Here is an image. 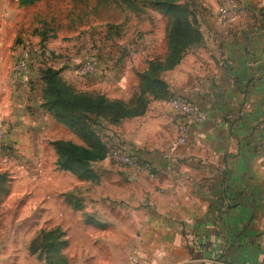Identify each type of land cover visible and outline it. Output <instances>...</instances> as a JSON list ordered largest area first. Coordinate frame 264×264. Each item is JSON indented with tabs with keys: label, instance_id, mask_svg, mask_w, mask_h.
<instances>
[{
	"label": "crops",
	"instance_id": "obj_1",
	"mask_svg": "<svg viewBox=\"0 0 264 264\" xmlns=\"http://www.w3.org/2000/svg\"><path fill=\"white\" fill-rule=\"evenodd\" d=\"M223 1L196 0L189 9L193 40L177 65L152 76L165 85V99L145 89L143 76L150 64L165 63L166 24L137 28L138 37L121 45L115 65H102L93 55L96 70L82 78L72 63L52 56L66 50L64 45L41 41L22 47L9 39L16 10L0 2V125L6 145L0 150V173L10 178L3 196L17 197L16 208L28 213L22 217L25 224H43L50 194L64 191L65 172L56 166L52 143L79 144L42 106L40 70L49 67L78 94L101 95L128 107L142 96L145 103L141 114L121 119L114 132L119 148L152 163L155 179L127 170L129 182L120 183L119 193L114 186L103 189L104 196L126 205L114 208L119 215L103 216L119 233L111 237L109 249L94 250L103 258L89 264H128V259L129 264H264L259 243L264 227V0H232L235 17L225 22L217 6ZM43 46L51 56L43 52L25 74H14L22 49ZM177 98L205 115L191 127L184 146L176 144L177 119L169 107ZM111 136L103 134V144ZM106 166L105 158L89 169L103 180ZM101 203H93L94 208L109 212ZM19 218L14 214L4 221ZM73 232L79 237L80 230ZM19 236L2 233L0 239Z\"/></svg>",
	"mask_w": 264,
	"mask_h": 264
},
{
	"label": "rangeland",
	"instance_id": "obj_2",
	"mask_svg": "<svg viewBox=\"0 0 264 264\" xmlns=\"http://www.w3.org/2000/svg\"><path fill=\"white\" fill-rule=\"evenodd\" d=\"M154 1L158 0H38L34 3L31 2L29 5L20 6L19 0H5L4 4L8 8L16 10L15 16H13L15 25L11 24L9 26L7 37L13 39L15 44L22 45V47L27 44L34 45L41 41L64 45L62 49L66 50L58 51L55 57L57 60H65V64L67 62L72 63V68H75L77 63L83 59L92 58L93 55L102 65H115L121 54L119 51L121 45L126 39L130 38L134 42V39L138 37L137 28L143 31L142 29L146 25H157L158 28L165 26V24L168 25L167 16L153 6ZM172 1L187 9L196 6L194 2L196 0ZM232 2V0H224L217 6L219 8H234ZM115 26L118 28V37H115V30L107 33L109 27ZM108 34L111 39L105 40ZM23 41H26V44ZM23 52L24 49L21 50V54ZM73 54L78 57L75 61H72V57H70ZM90 119L93 123L89 121L86 123L95 133L94 135L99 143L101 142L102 147L104 146L105 155L113 150L120 149L119 139L114 132V127L118 124L117 121L103 116H91ZM79 122L84 123V119ZM65 129L77 137L79 140L78 146L85 147L89 142L85 136L73 132L66 126ZM106 132H111L112 136L106 141V144H103L100 137ZM99 162L92 161L89 166ZM106 167L108 172H106L103 180L94 174L92 170L90 171L94 176L86 175L83 178L63 171L65 174H63L61 180L64 191L55 194L54 197V193L50 194L52 199L49 201L52 200V204L48 208V218L43 224L32 225L23 222L22 217H25L28 213L26 210L16 208V203L19 201L17 197L13 196L6 199L3 196L10 178L8 175L0 173V200L5 201L4 206H0V236L2 233L21 232V236L18 238L0 239V264H47L45 262L47 257L51 264H55L54 262L59 258L55 256L57 253L54 252L56 244L52 249V246L49 247L51 242L48 238L40 240L41 236L46 235L47 231L52 230H59L61 239L65 241L59 247V249L61 248L59 255L64 258V263L89 264L92 262V258H95L94 260L96 258L102 259L103 255L97 257L99 252L94 254V250H99L102 253L103 250L109 249L111 247L109 244L111 237L113 235L118 236L116 233H119V230H114L103 221V216L105 214L109 215V213L111 217L119 215V212H116L114 208L120 209L126 205L123 200L104 196L103 189H110L114 186L113 189L117 194L120 191V183L127 182L129 178L124 167L116 165L109 159H107ZM68 174L71 176H68ZM96 186L99 187V190L95 189ZM15 194L20 195V193ZM130 195L133 198L135 197L134 192ZM97 202L108 205L109 212H107V209L105 212V208L102 207L94 208L93 203ZM14 214L20 217V220L16 219L14 222L4 221L5 218L7 221L11 217L13 218ZM32 214L36 216L38 211ZM30 230L33 234L31 233L29 236L27 233ZM78 230H80V235L75 237L73 231ZM41 249L43 252L40 253ZM31 250L35 254L29 252ZM129 263L130 260L128 259Z\"/></svg>",
	"mask_w": 264,
	"mask_h": 264
},
{
	"label": "trees",
	"instance_id": "obj_3",
	"mask_svg": "<svg viewBox=\"0 0 264 264\" xmlns=\"http://www.w3.org/2000/svg\"><path fill=\"white\" fill-rule=\"evenodd\" d=\"M37 0H19L20 4H30ZM153 6L160 10L168 19L167 25V46L168 53L165 63H152L149 70L145 72V89L155 91L159 98H164L165 85L152 76L160 70L171 69L177 65L188 44L193 40L194 31L191 29V21L189 19V9L178 6L172 0H158L153 2ZM115 30V37H118V28L109 27L107 33ZM40 76L43 81L42 90V106L59 124L66 126L73 132L85 136L89 142L85 147L75 145L68 141L57 140L52 143L57 156L56 166L59 170L76 174L83 178L86 175L94 176L90 171L89 163L92 161H101L106 158L105 148L95 137V133L87 125L88 121L94 117H106L120 122L121 119L137 116L142 113L145 106L142 96L130 107L120 101H111L101 95H85L74 92L72 88L67 86L59 77L58 71L52 68H43L40 70ZM167 98V97H166ZM165 99V98H164ZM84 119V123H80ZM87 122V123H86ZM94 125V124H93ZM79 173V174H78ZM48 238L51 242L49 247L54 248L56 244L55 256L59 258L55 264H66L64 258L60 254V245L64 244L60 237L59 230L47 231L46 235L41 236L40 240ZM35 240V239H34ZM33 254V250L29 251ZM43 252L42 249L40 253ZM46 253V251H44ZM52 252V250H51ZM45 255V254H44ZM47 255V254H46ZM48 256V255H47ZM48 257L45 262L51 264Z\"/></svg>",
	"mask_w": 264,
	"mask_h": 264
},
{
	"label": "built area",
	"instance_id": "obj_4",
	"mask_svg": "<svg viewBox=\"0 0 264 264\" xmlns=\"http://www.w3.org/2000/svg\"><path fill=\"white\" fill-rule=\"evenodd\" d=\"M235 8V7H234ZM232 7H220L218 9V15L221 21H227L235 17L236 8ZM49 53L45 46L43 49L38 47L36 49L24 50L20 58L13 65V72L16 75H23L27 69L31 66V63H34V60H38L42 57V53ZM55 52L54 55L56 56ZM96 69V64L93 58H85L79 63H77L74 68V72L79 77H86L92 74ZM170 110L173 112L177 119L178 127V137L176 144L179 146H184L187 143V140L190 135V130L193 125L202 123L205 119L204 113L194 104L188 102L184 99H173L169 102ZM5 145V129L0 125V150H4ZM106 159H109L116 165L124 167L126 170L131 171L135 174L145 177L148 180L155 179V168L151 162L139 159L136 154L132 151H125L124 149H118L111 151ZM264 226V225H263ZM259 243L264 247V227L259 235Z\"/></svg>",
	"mask_w": 264,
	"mask_h": 264
}]
</instances>
